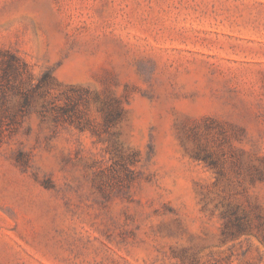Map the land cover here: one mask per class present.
<instances>
[{"label":"rangeland","instance_id":"1","mask_svg":"<svg viewBox=\"0 0 264 264\" xmlns=\"http://www.w3.org/2000/svg\"><path fill=\"white\" fill-rule=\"evenodd\" d=\"M5 51L0 264H264V0H0Z\"/></svg>","mask_w":264,"mask_h":264},{"label":"trees","instance_id":"2","mask_svg":"<svg viewBox=\"0 0 264 264\" xmlns=\"http://www.w3.org/2000/svg\"><path fill=\"white\" fill-rule=\"evenodd\" d=\"M29 83H28V81ZM52 75L46 70L42 75L34 80L28 73L27 64L22 61L13 52L5 51L1 54L0 60V91L3 97L7 92L17 95L21 100V108L25 109L30 104V99L34 94L44 90L41 94L46 95L50 84L52 83ZM45 109V108H44ZM1 123V119H0ZM238 221L241 218H236ZM243 230L242 227H238Z\"/></svg>","mask_w":264,"mask_h":264}]
</instances>
